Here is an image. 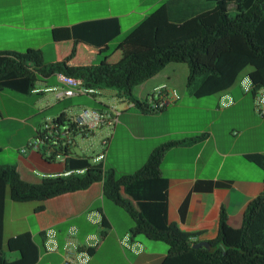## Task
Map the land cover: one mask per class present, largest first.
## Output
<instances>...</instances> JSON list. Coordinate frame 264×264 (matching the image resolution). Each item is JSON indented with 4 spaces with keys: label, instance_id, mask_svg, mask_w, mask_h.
I'll return each instance as SVG.
<instances>
[{
    "label": "crops",
    "instance_id": "1",
    "mask_svg": "<svg viewBox=\"0 0 264 264\" xmlns=\"http://www.w3.org/2000/svg\"><path fill=\"white\" fill-rule=\"evenodd\" d=\"M136 1L0 0V53L36 49L41 52L43 63H52L54 58L64 57L71 47L70 42L52 44L51 30L64 27L80 43L73 59L76 64L84 45L111 49L160 3H164L171 23H180L213 7L208 0ZM229 6L231 9L232 5ZM44 51H48L46 60H43ZM186 75V65L170 63L132 89V97L138 101L160 86L174 91L178 98L169 100L156 113L123 109L107 145L104 167L115 175L130 174L120 168L134 164L135 171L162 143L184 141L166 150L158 166L159 175L166 182L164 216L167 223H174L181 231L197 233L194 238L197 242H207L217 234L220 206L225 209L227 224L237 228L248 202L262 192V170L245 156L264 155V115L254 112V95L242 89L246 77L224 93L194 97L185 88ZM55 85L53 74L39 78L34 88ZM7 92L21 98L6 96ZM44 95L0 91V99L7 97L13 105L23 108V115L18 116L0 103V166H13L23 182L33 185L65 170L64 163L47 162L34 151L19 152L32 137L34 128L45 116L83 106L79 98L93 105L85 97L53 102ZM228 98L230 104L225 106ZM37 115L39 119L35 122ZM11 123L15 130L17 125L22 129L17 141L14 140L16 131H8L13 127ZM112 151L131 152V156L118 163L109 160ZM211 160L214 161L212 168ZM105 201L108 200L101 195L100 182L41 203H19L5 198L2 235L6 240L27 232L39 248L33 264H58L67 251L87 248L92 251L86 264H159L166 246L142 236L130 238L131 223L126 219L119 222L107 215L105 209L113 210ZM39 204L43 209L34 211ZM102 217L107 222L106 229L100 226ZM102 230L105 233L101 236Z\"/></svg>",
    "mask_w": 264,
    "mask_h": 264
},
{
    "label": "trees",
    "instance_id": "2",
    "mask_svg": "<svg viewBox=\"0 0 264 264\" xmlns=\"http://www.w3.org/2000/svg\"><path fill=\"white\" fill-rule=\"evenodd\" d=\"M208 1L213 3L211 9L180 23H171L164 3H160L111 49L84 45L76 64L73 59L80 43L72 39L68 28H54L53 46L70 42L69 52L49 64L43 63L41 52L36 49L0 53V91L28 94L39 78L60 73L80 79L86 88L113 91L117 97L132 103V109L150 113L145 110V98L142 101L133 98L132 89L167 64L182 63L187 67L185 88L194 97L224 93L242 77L248 79L247 92L253 96L264 88V0ZM229 5L233 15L229 14ZM183 143H162L138 169L124 175H115L87 160H70L65 162V170H83L81 174L48 176L33 185L23 182L13 166H0V264H33L39 253L27 232L3 239L5 198L19 203H41L85 190L97 182L101 183L102 197L132 220L130 238L142 236L166 246L159 264H264V155L245 156L262 170L263 189L248 202L239 227L227 224L225 209L220 206L215 238L207 241L208 248H192L197 233L183 232L165 220L166 182L158 172L164 152ZM42 209L39 204L34 211ZM100 226L108 227L103 217ZM104 233L102 230L100 235ZM3 247L17 253V258L8 260ZM86 251L89 254L92 249Z\"/></svg>",
    "mask_w": 264,
    "mask_h": 264
},
{
    "label": "built area",
    "instance_id": "3",
    "mask_svg": "<svg viewBox=\"0 0 264 264\" xmlns=\"http://www.w3.org/2000/svg\"><path fill=\"white\" fill-rule=\"evenodd\" d=\"M56 85L44 89L33 88V94H49L53 102L69 98L85 97L95 107L65 108L60 114L45 116L34 128L32 137L20 153L27 150L38 153L47 162L64 163L70 160H87L92 165L104 166L106 149L117 123L118 116L123 109L134 108L133 104L117 97L114 92L86 88L80 79L54 74ZM242 86L247 92L250 83L247 78ZM174 91L164 86L154 88L143 100L145 110L156 113L163 110L168 101L177 100ZM230 104L227 99L225 106ZM123 106V108H121ZM253 109L257 115H264V91L258 90L253 98ZM83 170H64L61 175L81 174ZM88 253L81 251H67L63 260L58 264H86Z\"/></svg>",
    "mask_w": 264,
    "mask_h": 264
},
{
    "label": "rangeland",
    "instance_id": "4",
    "mask_svg": "<svg viewBox=\"0 0 264 264\" xmlns=\"http://www.w3.org/2000/svg\"><path fill=\"white\" fill-rule=\"evenodd\" d=\"M143 2V0H137L136 2ZM231 6H229V8H230ZM229 14L230 15H233V11H232V9H229ZM123 37V36H122ZM121 38H119V40H120ZM47 57H48V51L47 52H45L44 51V55H43V60H46L47 59ZM42 89H44L43 87H42ZM5 94H7L6 96H10V97H13V98H21V96H18V95H16V94H14V93H10V92H7V93H5ZM44 96H46V97H50L49 96V94H45ZM33 98H35V97H33ZM79 99H81V100H79L81 103H84V105H86V107L87 108H93L92 107V104L91 103H89V102H86L85 100H83V98H79ZM78 101V100H77ZM0 103H2V105H4V107H5V109L7 110V111H12V112H15L18 116H21V115H23V108L22 107H20V106H18V105H13L11 102H9V100H8V98L7 97H1V99H0ZM83 105V106H84ZM61 106V104H59L58 103V106L57 107H60ZM52 113V112H51ZM52 115V114H51ZM38 119H39V117H38V115L35 117V119H34V121L35 122H37L38 121ZM12 124V128H10V129H8V131L9 132H13V131H16L15 133H16V137H15V141H17V140H19V138L21 137V135H22V129L19 127V125H17V127H16V130L14 129V124L13 123H11ZM118 147V146H117ZM116 151V150H115ZM115 151H112L111 152V155H110V153H109V155H108V158H109V160H111V161H118V163H121V161H126V160H129V156H131V152L129 153H123V154H119V153H116ZM119 152V151H118ZM146 160V159H145ZM126 165H127V163H126ZM212 165H214V161L213 160H211L210 161V167L212 166ZM134 167H137V166H135L134 164H129L128 166H124L123 167V169L122 168H120V170L121 171H127V173H132V172H134ZM212 168V167H211ZM135 169H138V168H135ZM129 171V172H128ZM119 175V174H118ZM106 202V204H108V206H110L111 208H112V210L113 211H110L109 209H105V212H106V214L107 215H109L110 217H112L113 219H116L117 221H119V222H121V221H123L124 219H126L127 221H129L130 223H131V226H132V220L128 217V215L122 210V209H120L119 207H116V206H114V205H112V203H110L109 201H105ZM32 203V202H31ZM239 227V226H238ZM3 239H5V236L3 237ZM3 252H4V255H5V257L8 259V260H11V259H13V258H15L17 255H16V253L15 252H8V251H6V249L3 247Z\"/></svg>",
    "mask_w": 264,
    "mask_h": 264
},
{
    "label": "water",
    "instance_id": "5",
    "mask_svg": "<svg viewBox=\"0 0 264 264\" xmlns=\"http://www.w3.org/2000/svg\"><path fill=\"white\" fill-rule=\"evenodd\" d=\"M191 247L192 248H208V244L206 241H199L193 244Z\"/></svg>",
    "mask_w": 264,
    "mask_h": 264
}]
</instances>
